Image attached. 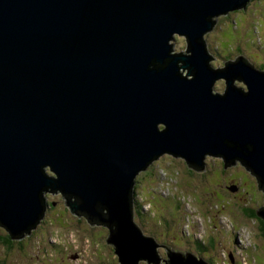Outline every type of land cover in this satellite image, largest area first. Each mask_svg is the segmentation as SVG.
Wrapping results in <instances>:
<instances>
[{
    "label": "water",
    "instance_id": "95a60500",
    "mask_svg": "<svg viewBox=\"0 0 264 264\" xmlns=\"http://www.w3.org/2000/svg\"><path fill=\"white\" fill-rule=\"evenodd\" d=\"M249 1L0 0V226L23 237L44 218L45 193L61 192L71 212L109 228L120 264L158 263L133 197L161 154L194 169L208 155L240 161L264 195V67L244 55L215 67L204 38ZM176 33L186 51L174 50ZM256 213L264 222V205Z\"/></svg>",
    "mask_w": 264,
    "mask_h": 264
},
{
    "label": "rangeland",
    "instance_id": "374dc122",
    "mask_svg": "<svg viewBox=\"0 0 264 264\" xmlns=\"http://www.w3.org/2000/svg\"><path fill=\"white\" fill-rule=\"evenodd\" d=\"M217 18L204 35L213 66H223L239 54L258 67L264 64V0H251L246 10ZM173 47L186 51V38L176 33ZM225 87L223 77L215 81V91ZM205 160L204 169H194L183 157L164 153L138 174L134 218L145 234L155 237L160 258L158 263L141 259L139 264H168L169 250L191 251L209 264H264V231L260 220L246 212L264 205L257 178L240 161L225 167L221 156ZM45 194L55 205L50 204L40 223L15 238L11 247L3 241L8 230L0 226L4 264H120L114 245L107 241V226L71 212L63 193ZM210 238L214 246L200 251L198 244L207 246Z\"/></svg>",
    "mask_w": 264,
    "mask_h": 264
},
{
    "label": "trees",
    "instance_id": "16d2710c",
    "mask_svg": "<svg viewBox=\"0 0 264 264\" xmlns=\"http://www.w3.org/2000/svg\"><path fill=\"white\" fill-rule=\"evenodd\" d=\"M250 1H251V0H250ZM250 1H249V2H250ZM248 4H249V3H248ZM248 4H247V6H248ZM246 8H247V7H246ZM246 8H243V9L246 10ZM243 9H242V10H243ZM239 55H241V54H239ZM230 58H231V57H230ZM259 67H264V64H260ZM52 202H53V201H52ZM52 202H51L50 204H52ZM52 205H53V204H52ZM246 212H248L247 214H248L249 216L258 218V219L260 220V223L263 224L262 226H263V228H264V222H263V220H262L260 217H258V215H257V213H256V212H257V207H254V208H252V209H246ZM11 239H12V240H11ZM3 241H4V243L7 244L8 247L10 246V244H13L14 239L11 237V234L9 233V231H8L7 236L3 238ZM19 242H20V241H19ZM214 243H215V240H214L213 238H210L209 242L207 243V246H204V245L198 244V248H199L200 251H205V250H208V247H209V248L213 247V246H214ZM10 247H11V246H10ZM203 249H204V250H203ZM4 262H5V261L0 260V264H4Z\"/></svg>",
    "mask_w": 264,
    "mask_h": 264
},
{
    "label": "flooded vegetation",
    "instance_id": "af4514ba",
    "mask_svg": "<svg viewBox=\"0 0 264 264\" xmlns=\"http://www.w3.org/2000/svg\"><path fill=\"white\" fill-rule=\"evenodd\" d=\"M263 224H261V227H262V230L264 231V228H263V226H262ZM208 262H209V260H207Z\"/></svg>",
    "mask_w": 264,
    "mask_h": 264
},
{
    "label": "clouds",
    "instance_id": "9594fccd",
    "mask_svg": "<svg viewBox=\"0 0 264 264\" xmlns=\"http://www.w3.org/2000/svg\"><path fill=\"white\" fill-rule=\"evenodd\" d=\"M228 60V59H227ZM220 67H222V66H220ZM184 71V70H183ZM183 73H185V72H183ZM50 204V203H49ZM205 258V257H204Z\"/></svg>",
    "mask_w": 264,
    "mask_h": 264
},
{
    "label": "bare ground",
    "instance_id": "6f19581e",
    "mask_svg": "<svg viewBox=\"0 0 264 264\" xmlns=\"http://www.w3.org/2000/svg\"><path fill=\"white\" fill-rule=\"evenodd\" d=\"M53 194V193H52Z\"/></svg>",
    "mask_w": 264,
    "mask_h": 264
}]
</instances>
